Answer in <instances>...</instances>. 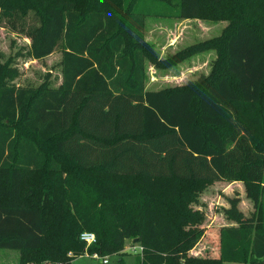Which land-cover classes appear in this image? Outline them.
<instances>
[{
	"label": "trees",
	"instance_id": "16d2710c",
	"mask_svg": "<svg viewBox=\"0 0 264 264\" xmlns=\"http://www.w3.org/2000/svg\"><path fill=\"white\" fill-rule=\"evenodd\" d=\"M137 2L0 0V19L32 14L20 30L34 59L63 49L56 89L7 84L0 62V249L19 264H71L129 241L142 248L135 264H264V0H179V18L229 25L169 63L215 49L209 76L157 91ZM219 181L243 182L255 216L231 199L237 225L205 230L185 185ZM202 240L217 254L189 255Z\"/></svg>",
	"mask_w": 264,
	"mask_h": 264
},
{
	"label": "rangeland",
	"instance_id": "374dc122",
	"mask_svg": "<svg viewBox=\"0 0 264 264\" xmlns=\"http://www.w3.org/2000/svg\"><path fill=\"white\" fill-rule=\"evenodd\" d=\"M178 4L179 0H138L136 4L135 10L144 15L145 40L153 46V51L161 62V68H157L150 61H146V89L149 91L175 90L192 86L201 77L210 75L218 58L215 49L202 50L181 61L177 60L174 65H169L176 54L195 44L222 36L229 25L228 20L179 18ZM34 22L32 14L25 19L16 17L0 19V62L7 70L5 80L7 84L13 86L56 89L61 84L63 49L59 43L49 56L40 60L34 59L30 54V41L20 30L22 25ZM173 41H175L174 46L168 47ZM262 109H264V94ZM233 183L235 182L219 181L208 185H185L186 212L191 210L194 216L201 215V222H204L206 214L210 216L214 211L221 217L224 214L223 208L216 205L213 210L211 204L218 197L219 200L222 199L223 195H225L224 199L230 202L231 199H227L226 196L230 194L233 198L239 197L236 206L239 211L243 210L250 217L253 216L256 208L252 199L246 194L245 184L239 181L236 182L237 184ZM231 184L233 186L229 188ZM243 201H247L245 203L251 206L254 212H246L248 205L243 204ZM228 221L218 224L220 227L229 226L230 222L237 225L236 221ZM130 246L131 243L127 241L121 254L106 256L108 263H103L102 259H95L84 253L75 257L71 264H117L119 258H123L124 264H135L139 255L138 252H133ZM218 251L219 249L212 242L202 240L189 251V255L206 257L209 253ZM19 260L18 250L0 249V264H19ZM224 264L240 263L226 262Z\"/></svg>",
	"mask_w": 264,
	"mask_h": 264
},
{
	"label": "crops",
	"instance_id": "0c3cea01",
	"mask_svg": "<svg viewBox=\"0 0 264 264\" xmlns=\"http://www.w3.org/2000/svg\"><path fill=\"white\" fill-rule=\"evenodd\" d=\"M174 44H175V41H173L172 43L170 42L169 45H168V47H173ZM146 90H147V89H146ZM148 91H149V90H148ZM233 184H237V183L235 182V183H233ZM233 184H231L229 188H232ZM230 190H231V189H230ZM222 192L225 193V191H222ZM228 194H229V193H228ZM224 196H225V195H223V196H222V199H220V200H219V197H218L217 200H216L214 203L211 204V207H212L213 210H214V208H215L216 205H217V206H220L221 208H223V211H224L223 216L220 217L218 214L215 213V211H214V212L212 213V215H210V216H208V215L206 214L207 217H205V219L203 220L204 222H201V224H200V226H199L200 228L207 230V229H209V228H213V227H220V225H219L218 223L229 222L228 220H231L230 218H228L227 214L225 213V211L228 210V209L230 208L231 204H230V202H228V200H225V199H224ZM226 196H227V199H237V198H239V197H237V196H235V197L233 198V196L230 195V194H229V195H226ZM237 200H238V199H237ZM245 202H247V201H243V204H245V205L247 206L248 204H246ZM204 204H205V203H204ZM209 206H210V204H209ZM209 206H208V207H209ZM209 208H210V207H209ZM212 209H211V210H212ZM246 210H247L246 212H249V213L254 212L253 208L251 209V206H249V205H248V207H247ZM240 211H241L246 217H250L249 215H247V214L245 213V211H243V210H240ZM208 217H210V218H208ZM229 226H236V224H233V223L230 222V225H229ZM221 227H223V226H221ZM214 254H217V252L214 253Z\"/></svg>",
	"mask_w": 264,
	"mask_h": 264
},
{
	"label": "built area",
	"instance_id": "2783aa9c",
	"mask_svg": "<svg viewBox=\"0 0 264 264\" xmlns=\"http://www.w3.org/2000/svg\"><path fill=\"white\" fill-rule=\"evenodd\" d=\"M80 240L83 241L86 246H90L92 244H94L96 242V237L93 233H90V232H83L81 235H80ZM133 252H138L141 253V250L142 248L138 245H134V246H130L129 247ZM91 257L95 258V259H102V262L103 263H108V259L105 257V258H101L99 257L97 254H93L91 255Z\"/></svg>",
	"mask_w": 264,
	"mask_h": 264
}]
</instances>
